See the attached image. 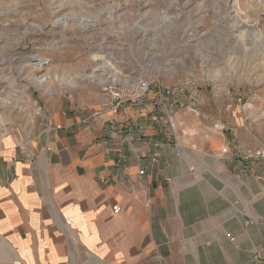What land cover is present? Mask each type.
Here are the masks:
<instances>
[{"label": "crops", "instance_id": "0c3cea01", "mask_svg": "<svg viewBox=\"0 0 264 264\" xmlns=\"http://www.w3.org/2000/svg\"><path fill=\"white\" fill-rule=\"evenodd\" d=\"M192 101L65 91L0 126V264H264V127Z\"/></svg>", "mask_w": 264, "mask_h": 264}, {"label": "rangeland", "instance_id": "374dc122", "mask_svg": "<svg viewBox=\"0 0 264 264\" xmlns=\"http://www.w3.org/2000/svg\"><path fill=\"white\" fill-rule=\"evenodd\" d=\"M108 77L193 95L184 108L240 107L264 127V0H0L5 130L65 91L103 94Z\"/></svg>", "mask_w": 264, "mask_h": 264}, {"label": "built area", "instance_id": "2783aa9c", "mask_svg": "<svg viewBox=\"0 0 264 264\" xmlns=\"http://www.w3.org/2000/svg\"><path fill=\"white\" fill-rule=\"evenodd\" d=\"M153 82L151 80H131L129 78H113L108 77L105 82L101 84L103 94L111 99L114 107L119 109L125 103H139L152 91ZM166 95L181 94L182 92H177L176 90L166 89L164 90ZM159 147V144L156 145ZM227 149H223L222 153L226 154ZM246 160H256L264 164V145H261L257 149L248 150L244 154ZM264 181V178H260ZM264 197V195H263ZM264 199V198H263ZM115 213H119L120 207L116 206L114 208ZM254 223L253 221L248 222V224ZM232 242L235 238L231 234H227ZM263 256L261 252L255 251L253 255L252 264H262Z\"/></svg>", "mask_w": 264, "mask_h": 264}, {"label": "bare ground", "instance_id": "6f19581e", "mask_svg": "<svg viewBox=\"0 0 264 264\" xmlns=\"http://www.w3.org/2000/svg\"><path fill=\"white\" fill-rule=\"evenodd\" d=\"M66 22V21H65ZM237 26V25H236ZM242 26H244L243 25V23H238V26L237 27H242ZM236 27V28H237ZM35 58L37 59V60H39V61H42V62H46L47 60L46 59H43L41 56H35Z\"/></svg>", "mask_w": 264, "mask_h": 264}]
</instances>
